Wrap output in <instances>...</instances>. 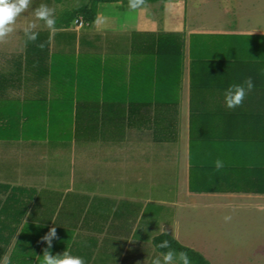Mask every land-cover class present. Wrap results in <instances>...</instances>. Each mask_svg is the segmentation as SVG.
Listing matches in <instances>:
<instances>
[{"label":"crops","instance_id":"0c3cea01","mask_svg":"<svg viewBox=\"0 0 264 264\" xmlns=\"http://www.w3.org/2000/svg\"><path fill=\"white\" fill-rule=\"evenodd\" d=\"M192 1L184 0L186 9ZM207 3L197 0L189 16ZM118 4L100 2L92 23L56 24L55 32L36 22L34 41L26 40L25 26L14 28L20 45L8 46L12 38L5 43L0 152L8 144L23 162L26 147L61 150L68 141L70 149L77 146L74 160L89 154L90 166L70 159L69 184L74 186L73 174L81 168L84 194L71 201L64 192L51 206L48 195L58 193L57 186L23 178L19 161L0 159V258L8 264H39L37 257L48 248L42 238L53 227L52 254L67 250L96 264L93 245L113 257L121 240L116 264H150L157 252L152 239L165 231L208 258L203 243L181 230L182 220L196 223L194 216L206 209L224 215L231 210L239 224L264 221V22L250 24L243 9L224 22L195 17L157 30L150 18L138 17L140 10L120 12ZM249 77L252 90L227 108L225 89ZM217 159L223 162L219 169ZM116 161L117 192L125 195L109 194L101 203L84 183L93 178L100 187L104 181L114 184ZM90 169L96 170L93 177ZM128 201L130 217L138 209L135 218L125 210L115 213L116 205ZM90 207L96 211L83 227ZM96 222L101 226L95 228ZM258 230L264 232L263 227L252 232ZM95 234L100 239L93 243Z\"/></svg>","mask_w":264,"mask_h":264},{"label":"rangeland","instance_id":"374dc122","mask_svg":"<svg viewBox=\"0 0 264 264\" xmlns=\"http://www.w3.org/2000/svg\"><path fill=\"white\" fill-rule=\"evenodd\" d=\"M85 2L86 0H61L60 3H55L54 0H30L28 8L25 9V11L22 12L20 16L17 17L13 25V32L10 33L6 38L0 40V69L7 67L6 58L2 59L1 56L2 52H4L10 44H12L13 46L20 45L22 39L20 38L21 35H18L17 32H14V28L16 30L18 27H23V26L26 27L27 26L26 24L32 21L35 24L37 22L43 25V21L36 20L33 12V10L37 8L40 4H47L49 7L53 8L56 19H58L59 17H61V14L64 11H67L71 8L73 9L74 7L78 5H82ZM196 2L197 0H193L191 2V7L189 8V10L188 8L186 9V6H184V0H167L153 4H146L134 10H140L135 12L136 13L139 12L138 17H140V19H142L143 22L144 21L146 22L147 18H150L149 20L150 25L159 27L157 30H162L164 28V25L167 26L168 23L173 25L175 24V25L183 26L184 23L195 20L196 19L195 17H197L196 21H200L201 23H209V22H217V21L224 22L227 21L229 17L231 18V14L234 13L235 16V14L239 12L238 10L240 11L242 10V12H244L243 9L246 10L245 11L246 13H241V16L243 15L245 16V14H248L249 19L246 21H249L250 24L254 25L257 22L258 23L261 22L260 24H263L262 22H264V0H208V3L206 5H203L201 7L202 9L200 8L201 11L200 13H198L197 16H194L193 13H191L189 16L188 11L189 12L192 11L191 8L194 7ZM127 9H129L128 6L118 4V9H117L118 11L126 12L125 10ZM14 34H16L15 38H13ZM11 38L12 40H10ZM9 40L10 43L7 46L6 42ZM69 145H68V141H65V145H64L65 147H63L61 150H58V148L55 147L54 145L50 146V148L47 149L46 147L44 148L43 144L38 146L39 149H32V146H29L28 148L26 147V151H27L26 153L28 154V156L27 158L25 156L24 157L25 159H23L22 162L17 158L19 154L11 153L10 148H7L10 146L8 144H3L5 148L1 149L0 159H2V161H7L9 163L13 161L16 162L19 161L18 165L20 167V170L24 174L23 178L29 179L30 181H34V182L37 179L38 180L40 179L41 182H43V184L45 185L57 186L58 187L57 189H59L60 193L52 192L50 195H48V201H50L51 206H53L54 202L57 201L58 198L61 196V194L64 192L66 197H68L69 200L71 201L74 200V196L77 197V199L78 197L80 199L82 197L81 196L82 193L84 194V192H81V185L83 183L82 180L84 178L83 176L84 173L81 168H83V166L84 168L87 169L90 168L89 161L87 160L89 154L85 160L79 161V159L77 158L78 156L75 157L74 160V156L77 154V146L75 147L74 150H72L70 149ZM72 154L73 156H71ZM41 157H46V158L42 160ZM70 159L72 160L73 164L75 163V165L81 167L77 169L75 174H73L74 176L73 187L72 185L69 184V181L72 179V177L69 176L70 163H71ZM78 161L81 162L83 166H81L80 164L78 165ZM118 161H116L115 164H117ZM93 167L95 166L94 165L91 166V168ZM115 170H116V174L114 178V184L107 185V182L105 181L102 182L101 180V182L104 184V185L101 184V187L103 186L102 189L100 186L97 185V181L94 180L93 178H91L93 180V183L89 181L90 185H88V183L85 181L84 185H86L90 191L94 189V191L91 192V194L96 195V197H94L93 199H97V200L99 199V201L103 203V201L105 200L104 198L109 197V194H111V197L113 198H115L116 196L125 195V194H121L120 192H117L121 184L120 181L121 167L119 166V163L118 166H116ZM98 172H101V167L97 170V174ZM95 173L96 170L94 169L91 170L90 172L92 177L94 176ZM62 183L64 184L60 185ZM99 187L100 189L97 190V188ZM106 188H111V190H106ZM131 191H133V188H131ZM138 195L136 194L133 195V198L137 199ZM143 196H145V194H142L141 198ZM87 198L88 197L86 196L85 200ZM108 201L110 202V200ZM113 201L111 200L112 203L111 205H109V209H111V207L113 206L114 204ZM131 204L133 205V203L128 201V204H126V206L122 208L119 207V205H116L117 208L115 209L117 210L115 213H118V211L119 213H121L120 211L121 209L122 211L125 210L124 212L127 211L126 216L128 214V218H133V217L135 218V216H137L136 212L138 211V209H135V214L133 213V216L131 214L130 217L129 209L132 207ZM206 210L208 211V213H206L205 215L202 214V216L199 215L194 216V219H196V223L193 222V224L184 225L182 220L181 230L184 232V229H186L185 233L188 234V237H190L191 235L192 237H196L197 239L196 241H198L197 243L200 242L203 243L204 245L203 247L205 249H208L209 253H211V254H207L209 259L205 257L209 262H211V264H247L246 262H240L244 258L248 259L249 261H252L249 264H264V255H259L257 253V252H261V253L264 252V250L258 249L261 245H263L264 248V238L254 239L255 237L258 236H264V232L261 233L260 230H258L257 232L259 234H255L256 232H252V230H255L256 228H260V227L264 228L263 217L257 218L256 221L257 222L259 221V223L257 224H250V223L239 224L238 222L239 219H234L232 217V215L230 214L232 213L230 209H229L230 212L226 215H224L223 213L220 214L218 212L219 210L216 209H206ZM87 211H88V216L82 224L83 227L87 226L88 222H86V220L89 221L90 217L94 215L96 209L90 207ZM98 216L96 217L98 218ZM115 216L116 215H114V217ZM225 217H229V219L226 220ZM142 221H144V219ZM236 222L238 224H235ZM93 225H95V228L96 226L97 228L101 226L97 222L94 223ZM165 233L169 234V231H165ZM92 238L94 239L93 243H96L98 239H100V236L95 234L93 235ZM103 238H105V236H103ZM179 242L181 244L186 243V241H179ZM120 245H121V240H118L117 247L115 246L116 252L114 253L113 257L112 254L110 255L107 250L105 251V256H104L102 252V248L101 250L98 251L96 247L93 245L92 248L95 250V255H96L95 262L97 261L96 264H104L103 263L104 259H106V264L107 262L108 264H116V260L119 259L120 257V251H121ZM249 251L252 252V255L245 257V253ZM110 257L112 258L109 261Z\"/></svg>","mask_w":264,"mask_h":264},{"label":"clouds","instance_id":"9594fccd","mask_svg":"<svg viewBox=\"0 0 264 264\" xmlns=\"http://www.w3.org/2000/svg\"><path fill=\"white\" fill-rule=\"evenodd\" d=\"M30 0H0V40L6 38L13 32V25L18 16L25 9L28 8ZM144 0H129L128 7L130 9L140 8ZM36 20L43 21L44 26L50 31H56V16L54 9L47 4H40L33 10ZM34 22H29L23 29L24 36L27 41H34L37 37V32L33 31L35 28ZM253 83L251 78H246L241 84L229 85L224 91V103L227 108L238 106L244 99L246 92L251 91ZM217 169L223 167V162L220 159L214 161ZM229 219V217H225ZM55 237V228H50L48 233L42 238L48 248L43 251L39 257V264H85V260L78 256L64 250L59 254H52L48 249L51 247V240ZM15 239V238H14ZM158 249L164 251H157L150 264H190L189 256L186 252L173 249L169 246L167 239L162 240L157 245ZM0 264H8L7 258H0Z\"/></svg>","mask_w":264,"mask_h":264},{"label":"trees","instance_id":"16d2710c","mask_svg":"<svg viewBox=\"0 0 264 264\" xmlns=\"http://www.w3.org/2000/svg\"><path fill=\"white\" fill-rule=\"evenodd\" d=\"M61 0H54V2H60ZM167 0H144L143 5L146 4H153L157 2H163ZM100 2H113V3H120L122 5L128 6L129 0H86V2L82 5H79L72 10L64 11L61 14V17L56 19V24H63L64 26H69V24L76 20L77 18H81L82 22L90 24L95 20L96 16V7L97 4ZM142 5V6H143ZM6 113L0 112V117H4ZM11 115V117L14 115ZM167 239L169 241V246L176 250L184 251L188 254L190 259V264H210L207 259H205L199 252L194 251L193 249H190L188 247H185L178 243L175 239H173L170 235L161 233L157 236H155L152 239V245L156 251H164V249H158L157 245L160 241Z\"/></svg>","mask_w":264,"mask_h":264},{"label":"built area","instance_id":"2783aa9c","mask_svg":"<svg viewBox=\"0 0 264 264\" xmlns=\"http://www.w3.org/2000/svg\"><path fill=\"white\" fill-rule=\"evenodd\" d=\"M74 22H75V24H77V25H82V24H83L81 18H77Z\"/></svg>","mask_w":264,"mask_h":264}]
</instances>
